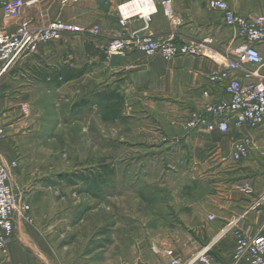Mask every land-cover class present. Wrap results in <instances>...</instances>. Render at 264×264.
I'll return each mask as SVG.
<instances>
[{
  "label": "rangeland",
  "instance_id": "374dc122",
  "mask_svg": "<svg viewBox=\"0 0 264 264\" xmlns=\"http://www.w3.org/2000/svg\"><path fill=\"white\" fill-rule=\"evenodd\" d=\"M72 58L83 73L61 87L23 82L14 194L59 228L63 264H164L169 249L189 259L211 241L208 214L227 183L215 150L195 157L167 109L110 83L103 51Z\"/></svg>",
  "mask_w": 264,
  "mask_h": 264
},
{
  "label": "crops",
  "instance_id": "0c3cea01",
  "mask_svg": "<svg viewBox=\"0 0 264 264\" xmlns=\"http://www.w3.org/2000/svg\"><path fill=\"white\" fill-rule=\"evenodd\" d=\"M22 1L25 5L19 18L15 20L5 19L0 10L1 30L13 32L24 22L37 29L60 19L83 26L96 25L100 28L101 35L100 38L85 41L65 38L43 46L36 54L23 55L0 77V127L5 131L4 139L0 142V160L8 165L15 159L13 146L21 138V124L16 123L17 100L24 90L22 87L26 85L23 84L24 80L28 83L33 81V70L40 64L51 69L60 61L66 65L73 59L72 56L86 54L85 42L93 45L96 50L93 56L98 57L104 52L107 40L128 38L135 31H141V36L153 40L172 41L177 45L196 48L199 54L180 56L170 62L160 55L147 58L140 51H131L125 56L107 57L106 79L110 77V83L119 85L127 96L134 93L167 109L170 112L168 120L171 125L176 126L173 128H179L180 131L182 129L176 140L191 144L195 157L207 146H212L215 150L216 164L220 165L224 176H228L219 202L208 214L214 219L209 220L207 233L211 241L207 246L211 245L210 255L214 261L228 264L234 242L229 234L221 236L226 224L235 218H241L238 227L247 236L255 235L264 224V123L256 129L230 126L226 134L217 130L208 131L203 127L184 130L185 123L194 115H203L208 104L228 99L224 86L210 80L213 72L222 70L239 52L240 40L224 24L222 14L210 10L208 0H152L155 12L147 23L148 28L142 31L145 22L141 18H132L124 26L119 23L116 9L128 0ZM222 1L237 15L264 19V0ZM75 10L80 15L71 17L70 11ZM82 15L87 16L86 19L80 17ZM260 51L263 57L260 72L264 74V49L260 47ZM245 137L251 141L249 154L245 159L233 162L232 144ZM13 174L19 175L15 168L11 169L12 184L16 180ZM245 185H248V190ZM31 216L32 224H24L19 220L15 222L7 254L1 256L0 264H63L57 256L55 246L60 237L59 228L41 223L35 208L31 210ZM202 247L193 252L191 257ZM161 260L168 264L162 256Z\"/></svg>",
  "mask_w": 264,
  "mask_h": 264
},
{
  "label": "built area",
  "instance_id": "2783aa9c",
  "mask_svg": "<svg viewBox=\"0 0 264 264\" xmlns=\"http://www.w3.org/2000/svg\"><path fill=\"white\" fill-rule=\"evenodd\" d=\"M22 0H0V10L7 20L19 18L24 6ZM208 8L222 14L224 24L230 27L240 40L238 56L229 60L222 70L210 75L211 81L224 86L227 100L213 102L204 109L203 115H194L188 120L185 130L203 127L208 131L217 130L221 134L235 128L256 129L264 123V74L260 72L264 49V19L251 18L235 14L222 0H208ZM119 23L124 26L132 18H141L145 22L142 29L148 28L155 6L152 0H128L116 9ZM141 31L130 33L128 38L118 37L106 41L104 53L107 57L125 56L131 51H140L145 57L160 55L170 62L180 56L197 55L199 50L188 45H177L172 41H157L140 35ZM101 31L96 25L83 26L56 19L42 28H31L24 22L15 31L0 29V77L6 74L25 54H36L43 46L63 41L65 38L80 40L100 38ZM239 74V75H238ZM5 131L0 127V142ZM251 141L248 137L233 142L231 159L239 162L249 154ZM16 163L4 164L0 160V254H7L9 241L14 233L15 222L32 223L31 209L27 201L18 198L11 187V169ZM248 190V185H245ZM213 221L214 217L209 215ZM241 218H235L226 224L221 236L231 235L234 246L231 261L228 264H264V224L253 236H247L238 227ZM211 245L203 246L188 260H183L169 249L161 256L168 264H221L211 257ZM159 254V250L155 251Z\"/></svg>",
  "mask_w": 264,
  "mask_h": 264
},
{
  "label": "trees",
  "instance_id": "16d2710c",
  "mask_svg": "<svg viewBox=\"0 0 264 264\" xmlns=\"http://www.w3.org/2000/svg\"><path fill=\"white\" fill-rule=\"evenodd\" d=\"M84 49L87 54H92V55H94V51H96L90 42L84 43ZM82 73L83 71H78V70L69 68L68 65L61 64L51 69L49 66L45 64H40L39 68L34 69L32 74L34 75L36 79L38 78L39 80L43 82H52L53 85L56 88H58L78 78ZM110 101H113V100L110 99ZM110 108L111 106H109V109ZM95 177L90 176L87 179H84V181L90 184H94V182L96 181Z\"/></svg>",
  "mask_w": 264,
  "mask_h": 264
}]
</instances>
